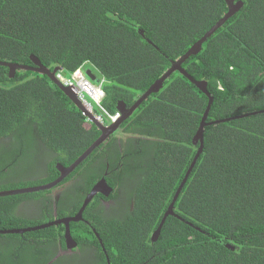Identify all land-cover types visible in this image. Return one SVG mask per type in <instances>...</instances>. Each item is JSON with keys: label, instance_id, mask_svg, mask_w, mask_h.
I'll return each mask as SVG.
<instances>
[{"label": "trees", "instance_id": "1", "mask_svg": "<svg viewBox=\"0 0 264 264\" xmlns=\"http://www.w3.org/2000/svg\"><path fill=\"white\" fill-rule=\"evenodd\" d=\"M235 2L241 8L182 65L194 80L206 82L213 102L203 150L174 215L152 242L195 156L199 144L192 139L209 100L178 72L121 125L134 136L131 151L137 152L128 192L132 212L121 219L106 217L103 207L94 206L98 194L81 220L69 223L78 247L96 252L85 264H107L98 237L109 264H264V112L251 115L264 111V0ZM227 11L224 0H0V61L35 67L34 56L67 76L91 69L103 83V107L114 113L120 101L131 106ZM7 73L0 66V192L25 188L6 181L18 162L33 155V137L47 148L42 159L49 178L27 181L28 188L55 180L54 165L69 166L99 136L47 76L18 70L10 78ZM107 185L114 194L116 184L107 180ZM45 194L0 198V230L51 223L52 218L34 221L15 211L23 200ZM77 197L72 207H57L59 220L75 216L84 195L79 191ZM63 230L53 225L0 235L2 242L20 239L26 251L12 258L0 248V264H48L57 242L64 247ZM51 264H63L62 259Z\"/></svg>", "mask_w": 264, "mask_h": 264}, {"label": "flooded vegetation", "instance_id": "2", "mask_svg": "<svg viewBox=\"0 0 264 264\" xmlns=\"http://www.w3.org/2000/svg\"><path fill=\"white\" fill-rule=\"evenodd\" d=\"M170 65H171V63H170ZM7 75L10 78H12V77H14L15 74L12 76L10 74L9 69H8ZM131 106H129V107H131ZM81 114H82V116H84L82 111H81ZM120 118H121V116H120ZM127 119H125L124 121H126ZM124 121H122L119 124L117 129L113 133H111L103 143H101L91 154H89L87 159L85 161H83V163L80 164L82 166H81L79 172L76 173L69 181L64 182V180L67 179L75 171L72 172L69 176L65 177L60 182V183H62V182L63 183L61 185H59L60 184L59 183L58 184L59 186L57 185L58 187L57 186L54 187L48 193H47V191H43V192H46L45 197L44 196L42 198L39 197L37 199H33L30 201L23 200L22 202H20V204H18L15 208L16 211L26 209L28 212L30 211L31 214L37 213V217H38L37 220L41 219V220L49 221L52 218L51 221L55 222V221L59 220L57 207L59 205H63L64 207L69 208V204L72 207L73 205H72L71 201L78 203L79 199L77 197V193L80 191L81 194L84 195V198L81 201L82 204H81L80 208L77 210V212L75 214V216H76L78 211L81 210L86 197L90 194L92 189L94 187H96V185H98L102 181V179H104V181H106V183H107V180H111V182L116 184V192L113 194L112 188L109 187L110 191L108 192L107 195L97 193L96 194L97 196L99 194L98 203L95 204L94 206L97 205V208H99V206L103 207L104 208L103 211L106 213V217H108V218H111V217L116 218L117 217V218L121 219V218L127 216L128 211L132 212L133 202H132V200H131V202H129L128 192L131 190V187H130L131 186V184H130L131 180H132V178H135V176H136L135 175L136 172H134L133 169L136 171V165L134 163V159H135L134 156L137 152L131 151L132 150L131 141H132L134 136L129 135L130 133H127L126 131H124L121 128V125ZM90 124H92V123L90 122ZM94 126L97 128V130L99 132V136L91 143V145L94 144L95 141L102 134L101 129L98 128L96 125H94ZM29 140H31V139H29ZM192 141H193V139H192ZM29 142H31L34 146L33 154L36 156L35 159H37V165H35V167L33 168V177H38L37 178L38 181H36L35 183L44 182L49 178L48 177L49 176L48 171H47L48 169L46 167L47 163H44V159H42L45 156V154L47 153V148L45 147V145L38 143L37 140H34V137H33V140H31ZM90 146L85 148L79 154L78 157H80L82 154H84V152ZM18 148H19V150L22 149L21 144L18 146ZM31 149H29V150H31ZM32 161H33V155H32ZM38 163H39V165H38ZM57 165H60V166H63V165H61L59 163H56L54 165L55 169L57 170V172L59 174V176L57 178H59L60 172L57 169ZM80 165L76 169H78L80 167ZM65 167H68V166H65ZM55 180L49 181L45 184H40V186L50 184L51 182H54ZM88 183H90L89 185L91 186L89 192L87 189ZM130 197L132 199V196H130ZM48 209H50L51 211H49L47 214H45L46 217H43L42 214L46 213ZM83 212H84V210H83ZM93 212H95V211H93ZM81 217H82V214H81ZM66 218H70V217H66ZM83 221H85V220H83ZM85 222L88 223V221H85ZM91 222H93V221H91ZM49 223L50 222H47L45 224H49ZM41 225H43V224H41ZM38 226H40V225H38ZM55 226H60V225H55ZM61 226H64V225H61ZM88 226H89L90 230L93 232V234L95 235V237L96 236L98 237V234L96 232V228H94L93 226H90L89 224H88ZM71 238H72V236H71ZM63 239H64V242H63L64 247L62 248L60 246V244L57 242V244H56V246H57L56 247V255L48 264L53 263L57 259H59V260L62 259L63 264H85L86 259L90 260L89 255H92V254L95 255L96 254V252H95V250H93V248L92 249L91 248H83V249L79 248L78 244L73 240V238H72V240L74 241L75 246L70 244L68 247L66 244V241H65V228L63 230ZM97 240H98V243L100 244V246L102 247L101 251L103 252V254L106 258L107 264H109L110 262H109V259L107 257V254L105 252V248L103 247L102 242L99 240V237ZM24 241L33 244L32 238H26ZM87 264H90V261L87 262Z\"/></svg>", "mask_w": 264, "mask_h": 264}, {"label": "water", "instance_id": "3", "mask_svg": "<svg viewBox=\"0 0 264 264\" xmlns=\"http://www.w3.org/2000/svg\"><path fill=\"white\" fill-rule=\"evenodd\" d=\"M224 2L226 3L227 7H228V11L227 13L208 31L206 32V34H204L185 54H183L180 58H178L175 61L171 62L170 67L163 73V75L158 78L156 81L153 82V84L150 85V87L144 92L142 93L138 99L134 102V104L127 108L125 106V104L120 101L118 103L117 106V112L120 113L121 118H119L116 122L109 124L107 126H104L98 122H96L93 117H91L90 115H88L87 113H85V110L83 108V106L80 104V102L77 100V98L75 97L74 94H72L71 90L69 87L64 86L57 78V73L59 71V68H54L53 70H49L48 68L44 67L37 58H35L34 56H30V60L32 61V63L35 65V67H30V66H26V65H18V64H13V63H5V62H1L0 61V66L3 67H7L10 71V74L13 76L16 71L20 70V71H33V72H37L39 74L45 75L47 76L51 81H53L59 88L60 90L75 104V106H77L79 108L80 111H82V113L84 114V116L87 117V120L89 122H91L92 124L96 125L98 128L101 129V136L95 141L94 144H92L85 152L84 154H82L80 157H78L70 166L68 167H64V166H60L57 165V169L60 172V177L57 178L54 182H51L50 184H46L43 186H35V187H25V188H19V189H15V190H7V191H1L0 192V198H4V197H10V196H16V195H25V194H31V193H39V192H43V191H50L51 189H53L54 187H56L65 177L69 176L72 172L75 171V169L81 164L83 163V161H85L87 159V157L89 156V154H91L101 143H103L106 138L113 133L117 127L119 126V124L124 121L125 119H127L130 115H132L134 113V111L153 93H156L157 91H159V89L163 86L165 80L167 78H169V76L174 73V72H178L181 75H183L185 78H187L192 84H194L197 88H199L203 93H205L208 97V104L207 107L205 109V112L203 114V117L201 119V122L199 124V127L193 137V144L197 145L199 144L197 151L195 153V156L191 162V165L187 171V173L185 174L180 186L178 187L177 191L175 192L172 201L170 203V205L168 206L167 212L164 214L163 219L160 223V225L158 226L157 230L153 233V235L151 236V240L152 242L156 241V239L159 236L160 230L165 222V219L168 216H173V207L174 204L178 198L179 193L181 192L182 188L185 185V182L189 176V174L191 173L194 165L196 164V161L199 157V155L201 154L202 150H203V133H204V128L207 125H210L208 123H206V119H207V115L208 112L211 108L212 102H213V97L208 93L207 91V84L205 81H196L194 80L183 68H182V64L190 57V56H194L196 54H198L201 49L202 46L204 44V42L220 27L222 26L230 17H232L240 8H241V2H235V0H224ZM143 35V32H140ZM86 75L87 77L94 81L97 82V76L90 70L86 71ZM264 111L261 112H255V113H251V115L253 114H257V113H263ZM248 115H242V116H238L235 117L233 119H239V118H243L246 117ZM229 119H225L222 120V122H226ZM219 121L215 122L218 123ZM110 191L109 186L107 185L106 181H104V179H102V181L96 185V187H94L92 189V191L90 192V194L86 197L83 206L81 208L80 211H78L77 215L74 217H70V218H63L60 219L58 221L49 223V224H43L40 226H35V227H29V228H24V229H9V230H0V235H9V234H24L26 232H32V231H37V230H41L44 228H47L49 226L52 225H64L65 228V241L67 246L69 247L70 244L75 246L74 241L71 238V234H70V226L69 223L70 222H76L81 220V214L83 212V210L87 207V205L91 202V200L93 199V197L97 194V193H101V194H108V192Z\"/></svg>", "mask_w": 264, "mask_h": 264}, {"label": "built area", "instance_id": "4", "mask_svg": "<svg viewBox=\"0 0 264 264\" xmlns=\"http://www.w3.org/2000/svg\"><path fill=\"white\" fill-rule=\"evenodd\" d=\"M57 78L70 88L72 94L83 106L85 113L93 117L96 122L107 126L120 118L119 112L110 113L102 105L105 97L102 81H91L80 68L74 70L68 77L58 74Z\"/></svg>", "mask_w": 264, "mask_h": 264}, {"label": "rangeland", "instance_id": "5", "mask_svg": "<svg viewBox=\"0 0 264 264\" xmlns=\"http://www.w3.org/2000/svg\"><path fill=\"white\" fill-rule=\"evenodd\" d=\"M65 77H68L66 74L63 75ZM36 156L33 154V161H32V156L26 158V160H22L20 162H18L13 169H15L13 172H11L8 175L7 178V184H17V185H24L22 187H26L28 185H26L25 183H27V181H33V184H35L38 177H33V168L35 167V165H37V159H35ZM39 165V163H38ZM16 211V209H15ZM16 215L21 216V215H26L29 218L33 217L32 219L34 221H36L38 219L37 217V213L36 214H31L30 211L28 212L26 209L25 210H19L16 211ZM10 239H3L2 242L0 240V248L4 249L7 252H10V255H12L14 258V255L16 256L18 254V256H21L22 253L23 255L25 254V252H23V248L21 247V240L20 239H13L11 242H8ZM26 242V241H25ZM7 243H9L10 247L7 246ZM9 249V250H8ZM22 255V256H23Z\"/></svg>", "mask_w": 264, "mask_h": 264}, {"label": "bare ground", "instance_id": "6", "mask_svg": "<svg viewBox=\"0 0 264 264\" xmlns=\"http://www.w3.org/2000/svg\"><path fill=\"white\" fill-rule=\"evenodd\" d=\"M82 70V69H81ZM91 71V69H89ZM83 73L86 75V71L84 72V70H82ZM87 76V75H86ZM62 83V82H61ZM63 84V83H62ZM64 85V84H63ZM65 86V85H64ZM67 87V86H66ZM86 117V116H85ZM87 118V117H86ZM52 223V222H51ZM53 226V225H52Z\"/></svg>", "mask_w": 264, "mask_h": 264}, {"label": "clouds", "instance_id": "7", "mask_svg": "<svg viewBox=\"0 0 264 264\" xmlns=\"http://www.w3.org/2000/svg\"><path fill=\"white\" fill-rule=\"evenodd\" d=\"M58 75V74H57ZM98 78V77H97ZM59 80V79H58ZM92 81V80H91ZM101 80L99 79V80H97V82H100ZM94 82V81H93Z\"/></svg>", "mask_w": 264, "mask_h": 264}, {"label": "crops", "instance_id": "8", "mask_svg": "<svg viewBox=\"0 0 264 264\" xmlns=\"http://www.w3.org/2000/svg\"><path fill=\"white\" fill-rule=\"evenodd\" d=\"M98 79V78H97ZM99 80V79H98Z\"/></svg>", "mask_w": 264, "mask_h": 264}]
</instances>
